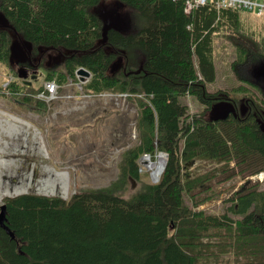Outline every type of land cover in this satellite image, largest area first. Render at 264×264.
<instances>
[{"label":"trees","instance_id":"trees-1","mask_svg":"<svg viewBox=\"0 0 264 264\" xmlns=\"http://www.w3.org/2000/svg\"><path fill=\"white\" fill-rule=\"evenodd\" d=\"M101 1L0 0V61L13 76L5 88L0 84V95L47 111L34 97L43 85L25 84L18 69L28 64L11 60L17 39L40 57L44 81H77L83 67L91 74L82 84L86 95L146 98L138 99L139 142L125 151L110 187L67 199L31 193L4 199L15 238L0 225V264H264V190L258 183L240 187L222 215L194 210L187 196L195 206L212 198L216 171L193 175L186 167L197 159L216 162L225 178L264 170L263 26L252 28L240 11L214 2L188 14L183 0H117L136 10L138 24L132 31L111 28L104 40L95 13ZM216 36L237 49L232 71L241 84L210 91ZM56 52L61 60L47 64ZM121 54L123 65L113 71ZM186 95L204 111L190 116ZM222 101H233L237 112L216 121L208 114ZM157 152L167 155L159 181L129 198L119 194L131 179L141 180L142 155Z\"/></svg>","mask_w":264,"mask_h":264},{"label":"rangeland","instance_id":"rangeland-1","mask_svg":"<svg viewBox=\"0 0 264 264\" xmlns=\"http://www.w3.org/2000/svg\"><path fill=\"white\" fill-rule=\"evenodd\" d=\"M104 22L112 21L115 28L132 31L138 24L136 10L117 0H103L95 8ZM242 17L254 26L262 27L260 19L253 13H242ZM263 28V27H262ZM48 64L61 60V53L50 54ZM214 56L217 77L207 87L210 91L229 89L241 82L233 74L232 64L238 59V51L231 40L216 36L214 38ZM25 63L29 59L25 57ZM124 62L121 54L115 61L117 69ZM122 64V65H121ZM34 85L45 81L44 69L39 70ZM9 67L0 61V84L5 86L13 78ZM60 86V96L47 105V111L39 112L32 104H16L7 95H0V113L15 115L27 125L7 121L0 114V206L5 198L23 194L60 196L67 199L74 193L86 189L110 187L120 176V163L127 149L139 141L137 118L139 114L138 99L144 96L104 93L90 96L83 93L78 80H69ZM255 90L251 93H253ZM238 98H240L235 93ZM126 95V97L121 96ZM188 107L190 116L202 113L204 106L191 95L182 97ZM209 117H212L211 111ZM164 154V153H163ZM143 156V155H142ZM167 157L166 153L163 155ZM159 162L160 153L153 156ZM162 159V158H161ZM142 157L139 159V166ZM235 166L234 163L230 164ZM188 172L206 174L216 171L210 182L214 196L195 206L187 196V203L194 210L221 214L230 206V200L240 187L258 183L264 190V180L252 179L254 175L234 174L231 178L221 177L216 162L197 159L194 165H186ZM264 172V170L262 171ZM64 175L63 184L56 175ZM141 180H130L120 191L124 198H129L143 189L145 183H153L148 174L141 173ZM65 186V187H64ZM228 199V200H227ZM238 220L240 217H233Z\"/></svg>","mask_w":264,"mask_h":264},{"label":"built area","instance_id":"built-area-1","mask_svg":"<svg viewBox=\"0 0 264 264\" xmlns=\"http://www.w3.org/2000/svg\"><path fill=\"white\" fill-rule=\"evenodd\" d=\"M184 10L186 13L190 14L192 11L198 7L206 6L209 2H214L217 9H232L236 11H243L254 13L262 22L264 28V0H183ZM88 80L87 78L84 79ZM82 81H80L79 87H81ZM6 86V85H5ZM59 84L55 81H48L44 83L43 89L37 93L36 98L51 104L53 101L57 100L60 96ZM126 97V95H121ZM162 154H160L161 156ZM140 171H148L150 173V178L154 179L153 183L158 182L159 174L156 175L158 170L159 162H154L149 154H144L141 160ZM252 179L263 181L264 172H260L252 176Z\"/></svg>","mask_w":264,"mask_h":264},{"label":"water","instance_id":"water-1","mask_svg":"<svg viewBox=\"0 0 264 264\" xmlns=\"http://www.w3.org/2000/svg\"><path fill=\"white\" fill-rule=\"evenodd\" d=\"M102 19V18H101ZM103 20V19H102ZM103 25V36L104 40L106 39L107 32L111 28H115L112 21L104 22ZM32 46L26 42L19 41L17 39L11 45V60L16 62H26L25 57L31 60V52ZM37 68V66H35ZM113 71L117 69L116 63H113ZM29 70L25 67H20L18 69V76L19 78L23 79L24 82L28 85L32 84V80L37 79L38 70L35 69L32 73L31 80H28L29 77ZM78 75L86 76L87 78L90 77V72L85 68H79L77 71ZM237 108L233 101H222L216 105L211 110L212 119L214 120H224L230 116V114H236ZM7 218H6V206H0V225L1 227L10 235L12 238H15L14 233L10 230L7 225Z\"/></svg>","mask_w":264,"mask_h":264},{"label":"bare ground","instance_id":"bare-ground-1","mask_svg":"<svg viewBox=\"0 0 264 264\" xmlns=\"http://www.w3.org/2000/svg\"><path fill=\"white\" fill-rule=\"evenodd\" d=\"M0 114L2 116H4L7 119V121L10 120V121H14V122H18V123H22V124L27 125V123L25 121H23L21 118L15 116V115H10V114H8L6 112H1ZM0 126H3V124L0 123ZM161 162H163L162 165H161ZM165 162H166V158L164 156H161L160 157V165L158 167V170L156 172V175L162 174V171H164V169H165ZM56 177H57V181H59L60 184H63L64 175L62 173H58L56 175Z\"/></svg>","mask_w":264,"mask_h":264},{"label":"flooded vegetation","instance_id":"flooded-vegetation-1","mask_svg":"<svg viewBox=\"0 0 264 264\" xmlns=\"http://www.w3.org/2000/svg\"><path fill=\"white\" fill-rule=\"evenodd\" d=\"M51 57V55L50 54H48V58L45 60V62H47V64H48V61H49V58ZM40 57L38 56V57H33V56H31V60H30V62L28 63V65L26 66L27 67V69L29 70V72H30V74H29V77L28 78H30L31 76H32V73H33V71L36 69V64L38 63V59H39ZM48 60V61H47ZM162 163L163 162H161V165H162Z\"/></svg>","mask_w":264,"mask_h":264}]
</instances>
